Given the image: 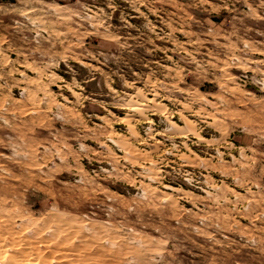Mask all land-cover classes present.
<instances>
[{
  "label": "rangeland",
  "instance_id": "1",
  "mask_svg": "<svg viewBox=\"0 0 264 264\" xmlns=\"http://www.w3.org/2000/svg\"><path fill=\"white\" fill-rule=\"evenodd\" d=\"M0 264H264V0H0Z\"/></svg>",
  "mask_w": 264,
  "mask_h": 264
}]
</instances>
